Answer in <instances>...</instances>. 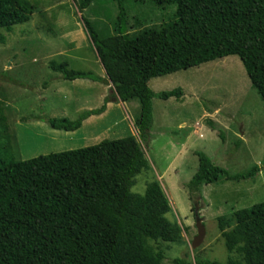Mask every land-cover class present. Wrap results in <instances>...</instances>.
Instances as JSON below:
<instances>
[{
	"label": "trees",
	"instance_id": "trees-1",
	"mask_svg": "<svg viewBox=\"0 0 264 264\" xmlns=\"http://www.w3.org/2000/svg\"><path fill=\"white\" fill-rule=\"evenodd\" d=\"M93 1L76 0L77 13ZM111 1L118 8L114 34L98 31L81 18L105 79L71 70L67 62L52 61L48 68L67 82L107 83L120 103L137 101L140 141L149 137L153 99L182 97L179 88L154 94L148 87L152 78L236 56L264 104V0H136L158 7L175 5L176 12L172 23L132 37L126 29V0ZM35 10L29 0H0V30L10 32L28 23ZM108 102L105 99L100 108L84 111L74 121L46 123L53 130L75 132L89 117L102 115ZM8 129L0 104V131ZM217 136L225 143V131L217 130ZM5 140L8 147L0 150V264H162L160 243L179 240L178 226L165 217L171 209L160 184L149 183L143 195L130 191L132 179L147 167L136 137L26 161H16L8 136ZM195 156L197 169L187 185L191 195L201 196L202 186L223 180H252L260 171L253 166L231 175L205 154ZM233 220L232 229L222 236L227 253L240 259L224 264H264V203L234 212ZM218 223L224 231L225 217ZM193 264L223 263L196 257Z\"/></svg>",
	"mask_w": 264,
	"mask_h": 264
},
{
	"label": "rangeland",
	"instance_id": "rangeland-1",
	"mask_svg": "<svg viewBox=\"0 0 264 264\" xmlns=\"http://www.w3.org/2000/svg\"><path fill=\"white\" fill-rule=\"evenodd\" d=\"M29 1L36 8L30 21L10 32L0 30V104L9 128L0 131V150L8 147V136L13 158L26 161L134 136L142 145L147 167L132 179L130 191L143 195L149 183L158 182L171 209L165 217L180 230L176 243H160L165 255L162 264H173L174 260L193 264L196 257L223 264L240 259L236 253H227L222 234L234 226V212L264 203V104L238 57L150 79L148 87L154 94L179 88L182 97L178 101L153 99L152 127L142 142L136 127L137 101L117 102L107 83L67 82L48 68L52 61L67 62L71 70L92 72L105 79L81 18L98 31L114 34L116 3L94 0L79 14L76 0ZM124 7L130 37L175 21V5L158 7L126 0ZM105 99L109 101L106 111L100 117L92 116L91 124L85 122L75 132L53 130L46 123L61 118L74 121L85 110L100 108ZM219 129L225 131V143L217 136ZM197 152L231 175L253 166L260 171L252 180H223L202 186L201 196L191 195L187 185L197 169ZM195 206L204 219V235L192 249L197 235ZM220 217L226 219L224 231L218 226Z\"/></svg>",
	"mask_w": 264,
	"mask_h": 264
},
{
	"label": "water",
	"instance_id": "water-1",
	"mask_svg": "<svg viewBox=\"0 0 264 264\" xmlns=\"http://www.w3.org/2000/svg\"><path fill=\"white\" fill-rule=\"evenodd\" d=\"M193 212H194V222H195V228L197 230V235L192 242V249H196L203 239L204 228L202 223L204 222V219L199 217V210L196 206L194 207Z\"/></svg>",
	"mask_w": 264,
	"mask_h": 264
},
{
	"label": "crops",
	"instance_id": "crops-1",
	"mask_svg": "<svg viewBox=\"0 0 264 264\" xmlns=\"http://www.w3.org/2000/svg\"><path fill=\"white\" fill-rule=\"evenodd\" d=\"M116 100V99H115ZM117 102H118V100H116ZM112 103L113 102H115L114 100L113 101H111ZM131 102H133V101H131ZM91 110H93V109H87V110H85V111H91ZM138 113H139V111H138ZM100 117V116H99ZM89 119H94L93 117H89L87 120H85L83 123H85V122H88L89 124H91V121L89 120ZM82 123V124H83ZM192 134H194L195 135V132H192ZM189 137H190V134L186 137L187 139H189ZM199 137L201 138L202 137V134H199ZM184 147H186V146H182V148H184Z\"/></svg>",
	"mask_w": 264,
	"mask_h": 264
},
{
	"label": "clouds",
	"instance_id": "clouds-1",
	"mask_svg": "<svg viewBox=\"0 0 264 264\" xmlns=\"http://www.w3.org/2000/svg\"><path fill=\"white\" fill-rule=\"evenodd\" d=\"M116 100H118V99H116Z\"/></svg>",
	"mask_w": 264,
	"mask_h": 264
}]
</instances>
